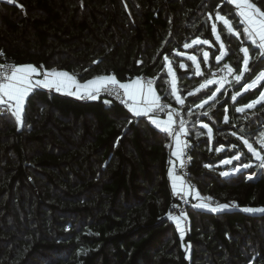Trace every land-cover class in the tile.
<instances>
[{"label": "trees", "instance_id": "16d2710c", "mask_svg": "<svg viewBox=\"0 0 264 264\" xmlns=\"http://www.w3.org/2000/svg\"><path fill=\"white\" fill-rule=\"evenodd\" d=\"M222 2L0 1V50L15 65L64 70L80 82L106 74L120 82L151 76L161 100L176 104L167 55L185 100L178 106L192 143L189 180L200 195L230 205L220 212L189 208L181 239L167 217L176 201L169 176L172 137L115 102L105 104L100 98L82 104L41 90L29 97L23 126L10 114L0 117V264H264V213L243 211L264 208V175L247 179V173L264 170H243L230 183L219 175L227 170L222 159L238 149L247 153L233 132H264V104L235 112L258 98L264 87L243 93L235 103L231 95L241 85L227 93L222 89L218 102L197 107L215 87L195 91L219 66L214 59L219 46L210 26ZM251 2L264 10V0ZM232 22L237 24L238 18ZM217 24L227 50L223 61L235 66L241 46L247 45L241 44L243 36L229 37ZM198 38L211 45L184 48ZM177 53L195 55L202 74L182 72L181 59L190 61ZM202 123L213 129L211 141ZM197 132L203 134L197 137Z\"/></svg>", "mask_w": 264, "mask_h": 264}, {"label": "snow or ice", "instance_id": "6c2138e0", "mask_svg": "<svg viewBox=\"0 0 264 264\" xmlns=\"http://www.w3.org/2000/svg\"><path fill=\"white\" fill-rule=\"evenodd\" d=\"M7 3L12 4L14 0H7ZM229 5L234 6V11L229 9ZM22 7V6H20ZM217 12L215 15V22L211 23L210 31L215 35V41L219 42L218 53L214 54V59L217 63H220L227 55L226 46L222 41V37L218 34V24L222 23L220 31L226 30L229 37L235 36L240 38L242 45L240 52L242 53L241 61L237 65L232 66L228 63H224L221 71L223 75L218 79L215 73H212V78L205 79L203 83L199 84V87L195 90L200 92L201 89H206L208 86H215L211 91V95L204 98L202 103L197 104V107L203 109L205 105L209 104L210 100H217V93H222V89H225L227 83H230L229 77L239 84L242 80H245V74L249 73L247 80L241 84L231 95V101L235 103L239 96L250 90H255L258 87H264V10L257 7L251 0H223L222 4L216 5ZM220 7H224L226 11L222 14L219 11ZM231 12L232 19L228 18V13ZM238 18V23L234 25L233 19ZM208 20L212 21V15L208 16ZM230 42V41H229ZM208 39H194L191 44H185L184 48L188 49L193 45H208ZM182 55V53H177ZM4 56L2 50H0V57ZM204 62L208 61L209 53L204 51ZM255 58V64H252V59ZM165 67L167 68L168 76L171 78V94L175 97V100L181 106L184 105L185 100L178 94L177 78L172 67L169 57L164 56ZM187 60L191 61L192 65H195V74L201 75V65L197 61L195 55H188ZM99 63V61H94ZM242 65V67H241ZM180 68H185V63H180ZM254 73V75H251ZM41 90H46L48 93H59L63 95L75 96L78 99L98 100L101 93L107 96L114 97L124 104L128 112L136 118L145 117L150 120L151 124L157 129L167 133L174 140L175 148L171 152V155L175 157L181 167L184 166V149L188 147L187 141L182 139L188 135V130L185 127L186 121L179 120L178 126L174 127L175 120L174 115L179 116V111L173 109L167 113V119L161 120L156 116L157 111H164L167 105L161 104V98L157 95L153 88V81H144L142 78L137 77L131 79L128 82H120L116 75L106 74L96 76L86 82H80L76 75L70 74L64 70L51 69L48 70L43 66L38 68L32 64L25 65H4L0 64V116L5 113H10L15 118L18 125L23 126V117L25 113V106L31 95L39 94ZM193 95V93H189ZM105 104L111 103L110 100L105 99ZM264 104V90L259 91L258 98L252 99L249 103L235 107V112L244 113L246 109H253L257 105ZM214 106V105H213ZM211 107V106H210ZM227 111V109H225ZM192 115L191 112L188 113ZM207 115V113H203ZM225 123H228V117L224 118ZM132 123V120L128 121ZM201 129H206L209 141L213 137V129L207 124H200ZM241 132L244 130L241 129ZM202 132H197L199 137ZM233 136L240 141L247 149V153H243L239 149L230 157L220 161L222 165H232L228 170H222L219 175L225 178V183H230L233 176L236 173H242L243 170L249 168L264 170V132H249L247 135H238L236 132L232 133ZM256 136L257 139L252 142L251 138ZM254 143L259 147L254 146ZM233 148L238 146L233 145ZM211 150V149H210ZM221 148H216V152H220ZM248 153L251 154V158L248 157ZM242 155L244 159L242 160ZM233 161L239 163L233 165ZM173 167H175V162ZM205 167L212 168L210 164H206ZM259 175H264V171L260 173H247V179L253 180L254 176L259 178ZM169 176L172 178L173 191L180 196L182 200H185L188 196H193L199 203L194 205L195 207L208 208L211 197H202L198 191L192 186L186 185L182 176L176 175L174 171L170 170ZM230 205L218 204L216 207H212L211 211H218L229 208ZM231 207H236L235 204ZM248 213H264V208H252L246 207L243 209ZM169 219L175 222L176 228L179 230L180 237H184L183 222L187 220V215L181 213L179 216L169 214Z\"/></svg>", "mask_w": 264, "mask_h": 264}, {"label": "built area", "instance_id": "2783aa9c", "mask_svg": "<svg viewBox=\"0 0 264 264\" xmlns=\"http://www.w3.org/2000/svg\"><path fill=\"white\" fill-rule=\"evenodd\" d=\"M224 63H228V62H224L222 60L219 63V66L212 72V73H215V75L217 77L223 75V72L221 71V69H222V66H223ZM0 64L13 65L14 63H12L11 61L5 59L4 57H0ZM228 64L231 65L230 63H228ZM137 77L142 78V80H144V81L152 80L153 81V85H154V83L156 81V78L155 77L146 76V75L136 76V77H134L132 79H135ZM228 79L231 80L232 77H229ZM100 98L107 99V100H110L112 102H115V103L119 104L123 109L128 110L127 107L124 104H122L119 100H116L114 97H110V96H107L104 93H101ZM76 99L80 103H82V104H87V103L96 101V100H89V99H86V98L85 99H78V98H76ZM160 102H161V104L167 105L168 107H166L164 109V111H157L156 112V116L158 118H165V117H167V113L169 111H172L173 109H175V110L179 111L180 115L179 116H175L174 115V120L176 122L175 125H174V127L178 126L180 119H183V120L186 121L185 127L187 129V118L185 117L183 111L178 106L179 104L178 103L172 104L170 102L163 101V100H161ZM8 114H10V113H5L3 116H6ZM3 116H0V117H3ZM182 139L186 140L187 141V144H188V147L184 149V157H183V159H184V166L181 167V165L179 163V165L175 169H172V171H174V173L176 175L182 176L183 179H184V181L186 182V185L192 186L197 191V188H196L195 184L191 183L190 180H189V166H190V162H191L192 143H191L190 139L188 138V135L185 136V137H182ZM211 198L212 199L210 200V202L213 205L217 206L218 204H220L217 199H215L213 197H211ZM175 199H176V201L170 206V208L167 211V217H168V219H169V214L170 213L172 215L179 216L182 212L186 214L187 211H188V209L191 208V207H193V200H192V198L190 196H188L186 198V202H185V200H182L179 195H176L175 196ZM171 221H173V220H171Z\"/></svg>", "mask_w": 264, "mask_h": 264}, {"label": "rangeland", "instance_id": "374dc122", "mask_svg": "<svg viewBox=\"0 0 264 264\" xmlns=\"http://www.w3.org/2000/svg\"><path fill=\"white\" fill-rule=\"evenodd\" d=\"M213 37H214V39H215V35L213 34ZM208 45H211V43L209 42V44ZM218 46H219V42H218ZM204 53V52H203ZM188 55H191V54H189V53H182V55H179V56H181V57H183V59H187V56ZM202 58H203V60H204V57H203V55H202ZM170 60V59H169ZM171 61V60H170ZM181 61H183V63H185V65H186V67L185 68H180V64L178 65V68L182 71V72H185V73H189L188 71H193L194 73H195V65H192V63H191V61H190V65H188L187 64V62H186V60H182L181 59ZM197 61L199 62V59L197 58ZM166 63V62H165ZM205 63H207V62H205ZM171 64H172V61H171ZM172 67H173V64H172ZM241 67H242V65H241ZM173 69H174V67H173ZM166 70H167V68H166ZM174 72H175V75H176V71H175V69H174ZM202 72V71H201ZM220 77V76H219ZM219 77H217L216 76V78L218 79ZM170 78V77H169ZM176 78H177V76H176ZM230 81V83H227L226 84V86H225V89H224V91L227 93L228 91H232L233 89H234V87L236 86V85H241V84H243L242 83V81L239 83V84H237L233 79H231V80H229ZM177 82V81H176ZM170 85H171V78H170ZM20 126V125H19ZM221 167L224 169H230V166L229 165H222L221 164ZM202 196V195H201ZM191 198H192V200H193V208H196V209H201V210H205V211H211V208L212 207H216L215 205H213L210 201H207V203L209 204V207L208 208H200V207H195L194 205H196L197 203H199V201L197 200V199H195V198H193L192 196H190ZM202 197H206V196H202ZM223 210V209H222ZM221 210H218V211H215V212H220ZM214 212V211H213ZM173 223H175L174 221H172ZM183 226H184V229H185V221L183 222Z\"/></svg>", "mask_w": 264, "mask_h": 264}, {"label": "crops", "instance_id": "0c3cea01", "mask_svg": "<svg viewBox=\"0 0 264 264\" xmlns=\"http://www.w3.org/2000/svg\"><path fill=\"white\" fill-rule=\"evenodd\" d=\"M0 1H7V0H0ZM193 46H198V45H193ZM192 46V47H193ZM210 46V45H209ZM191 48V47H190ZM189 49V48H188ZM187 50V49H186ZM179 57H181V56H179ZM181 58H183V57H181ZM131 80V79H130ZM130 80H127L126 82H128V81H130ZM176 84H177V82H176ZM153 88H154V90H155V87H154V85H153ZM177 89H178V86H177ZM42 91H45V92H47L46 90H42ZM156 91V90H155ZM48 93V92H47ZM52 93H55V92H52ZM157 93V92H156ZM59 94V93H58ZM178 94H179V91H178ZM61 95H63V94H61ZM63 96H68V97H72V98H75L76 99V97L75 96H69V95H63ZM173 96V95H172ZM174 97V96H173ZM174 99H175V97H174ZM246 110H251V109H246ZM147 119V118H146ZM159 119H161V120H166L167 119V117H165V118H159ZM148 120V119H147ZM149 122H150V120H148ZM151 123V122H150ZM152 125V124H151ZM155 129H157L154 125H152ZM158 131H160V132H163V131H161L160 129H157ZM174 148H175V145H174V140H173V138H172V151L174 150ZM172 161H174L175 162V167H173V163H170V170H172V169H175L178 165H179V161L175 158V157H173L172 156ZM172 184H173V181H172V178H171V187H172ZM172 189H173V187H172ZM173 193H174V191H173ZM175 194V196L177 195L176 193H174ZM193 197V196H192ZM201 210V209H200Z\"/></svg>", "mask_w": 264, "mask_h": 264}, {"label": "water", "instance_id": "95a60500", "mask_svg": "<svg viewBox=\"0 0 264 264\" xmlns=\"http://www.w3.org/2000/svg\"><path fill=\"white\" fill-rule=\"evenodd\" d=\"M242 58V57H241ZM241 58H239V60L234 64V65H236L239 61H241ZM225 210H228V208L227 209H223V210H221V211H225ZM208 212H213V211H208Z\"/></svg>", "mask_w": 264, "mask_h": 264}]
</instances>
